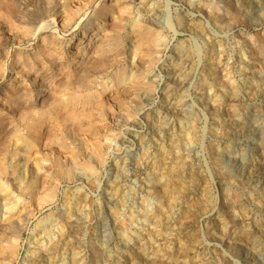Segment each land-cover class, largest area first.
<instances>
[{
	"label": "rangeland",
	"instance_id": "rangeland-1",
	"mask_svg": "<svg viewBox=\"0 0 264 264\" xmlns=\"http://www.w3.org/2000/svg\"><path fill=\"white\" fill-rule=\"evenodd\" d=\"M146 3L155 4L152 11ZM258 3L264 0H135L132 18L153 17L165 34L163 52L148 71L155 89L126 124L103 133L106 157L92 177L75 169L71 178H57L53 200L43 204L11 179L14 194L1 219L18 198L31 213L13 264H264V15ZM231 7L240 10L237 20ZM181 16L188 20L179 22ZM14 47L10 42L7 49ZM125 48L128 63L130 39ZM104 97L116 103L115 96ZM68 142V150L88 155L84 139ZM51 216L58 221L50 223Z\"/></svg>",
	"mask_w": 264,
	"mask_h": 264
},
{
	"label": "bare ground",
	"instance_id": "bare-ground-1",
	"mask_svg": "<svg viewBox=\"0 0 264 264\" xmlns=\"http://www.w3.org/2000/svg\"><path fill=\"white\" fill-rule=\"evenodd\" d=\"M134 2L0 0V32L4 31L0 34V58H4L0 60V209L14 194L12 178L24 195L43 204L53 200L57 178H71L78 169L91 177L96 174L106 154L103 133L126 124L137 114L143 98L154 91L148 71L160 58L165 34L153 17L132 18L129 11ZM254 6H259L263 16L264 5ZM153 7L146 3L148 11ZM239 11L232 8L229 16L237 20ZM178 18L179 22L188 20ZM190 25L198 35L204 34L198 23ZM128 39L133 51L127 63ZM10 42L15 44L12 52L7 49ZM31 45L33 52L23 50ZM104 96H115L116 103ZM70 138L81 143L84 139L88 155L68 150ZM81 199L76 195L74 201ZM5 209L8 214L0 216V264H13L31 213L19 198ZM49 219L50 223L58 221L53 216ZM36 257L31 258L36 261Z\"/></svg>",
	"mask_w": 264,
	"mask_h": 264
}]
</instances>
